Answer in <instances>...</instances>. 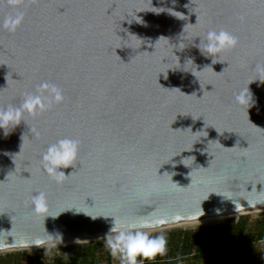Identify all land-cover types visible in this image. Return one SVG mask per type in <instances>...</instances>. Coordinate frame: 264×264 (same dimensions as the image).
Wrapping results in <instances>:
<instances>
[{"label":"water","instance_id":"95a60500","mask_svg":"<svg viewBox=\"0 0 264 264\" xmlns=\"http://www.w3.org/2000/svg\"><path fill=\"white\" fill-rule=\"evenodd\" d=\"M23 11L14 33L0 29V107L45 82L64 101L0 131V252L105 236L113 216L162 227L264 209V0H27ZM220 29L238 45L213 64L198 36ZM246 89L252 103L239 106ZM65 137L79 157L56 182L42 154ZM40 191L53 216L65 212L33 214Z\"/></svg>","mask_w":264,"mask_h":264},{"label":"clouds","instance_id":"9594fccd","mask_svg":"<svg viewBox=\"0 0 264 264\" xmlns=\"http://www.w3.org/2000/svg\"><path fill=\"white\" fill-rule=\"evenodd\" d=\"M26 6L27 0H0V8L7 7L12 10L11 14L5 15L0 20V29L14 33L21 27L25 20L23 8ZM198 37L200 43L197 47L202 55L211 58L213 64L219 62L224 52L234 49L238 45L237 37L224 29L209 30ZM45 92L50 93V96L45 95ZM63 101V90L58 85L49 82L42 83L35 93H26L18 107L13 105H9L6 108L0 107V131L7 137L22 122L26 125V117H35L48 110L53 103L61 104ZM235 101L239 106L250 105L252 97L249 94V90H241L236 94ZM79 149L80 141L69 137L58 139L54 143L49 144L42 154V164L49 178L60 182L63 178L70 175L72 172L66 175L63 169H73L76 166ZM31 202L32 213L43 218L44 221L46 217L56 218L65 212L63 211L53 216L49 210L47 194L44 191L32 196ZM75 211L84 213L92 219L103 217L92 216L86 211ZM216 211L219 214L220 210L217 209ZM112 218L111 226L103 240L109 254L113 258H118L120 264H141L142 261H152L157 256H164L167 253L168 242L166 236L164 234H151L164 221L118 218L114 216ZM47 237V239H37L35 241L36 246L47 244L45 255H49L51 249L61 243L59 235L55 237V243L51 242L53 239L52 235L47 234Z\"/></svg>","mask_w":264,"mask_h":264},{"label":"trees","instance_id":"16d2710c","mask_svg":"<svg viewBox=\"0 0 264 264\" xmlns=\"http://www.w3.org/2000/svg\"><path fill=\"white\" fill-rule=\"evenodd\" d=\"M164 235L168 242L167 253L152 261H144V264H195L214 258L221 261L218 264H223L226 255L247 252L250 247L264 241V213L259 219L240 216L194 231L176 230ZM27 254V250L21 251L11 264H45L41 252L30 258ZM115 259L104 243L97 241L82 245L74 252L56 255L51 264H116Z\"/></svg>","mask_w":264,"mask_h":264},{"label":"rangeland","instance_id":"374dc122","mask_svg":"<svg viewBox=\"0 0 264 264\" xmlns=\"http://www.w3.org/2000/svg\"><path fill=\"white\" fill-rule=\"evenodd\" d=\"M262 213H264V211L261 212H257V213H249V214H243L240 216H247L249 218H251V220L254 219H259L262 215ZM240 216H233V217H227V218H223V219H219L216 221H212V222H200V223H195L193 225H188L186 227H175V228H170V229H166L163 231H154L151 234L152 235H158V234H166V233H170L176 230H197L199 228L202 227H209L215 224H219V223H225L230 219H238ZM100 242L104 243L103 239L98 240ZM97 241H91V242H84V243H73V244H67V245H59L56 246L55 248L51 249V254H66V253H71L74 252L75 250L79 249L82 245H88L91 243H95ZM105 245V244H104ZM21 251L23 250H19V251H11V252H1L0 253V264H11V261L15 258H17L19 256V253H21ZM28 254L27 257L30 258L32 255H34L35 253H42L43 254V259L44 257L46 258L47 255H45V247L44 248H35V249H27ZM264 259V241H261L259 243H257L256 245H254L253 247H250L249 250L247 252H241V253H235V254H229L226 255L225 258L223 259V264L226 263H230V264H262ZM221 261L218 258H214V259H209V260H204L201 261L199 263H195V264H218ZM115 263L120 264V261L118 258L115 259ZM22 264H26V262H22ZM192 264V263H191Z\"/></svg>","mask_w":264,"mask_h":264},{"label":"bare ground","instance_id":"6f19581e","mask_svg":"<svg viewBox=\"0 0 264 264\" xmlns=\"http://www.w3.org/2000/svg\"><path fill=\"white\" fill-rule=\"evenodd\" d=\"M261 211H264V209H262V210L261 209L252 210V211H247V212L233 214V215H226V216H219V217H213V218H206V219L192 220V221H186V222H179V223L171 224V225H168V226L156 227L152 232H154V231H163V230L170 229V228H175V227H186L188 225H193L195 223H200V222H205V223L206 222H212V221H216V220L227 218V217L240 216V215L249 214V213H257V212H261ZM103 237L104 236L96 237L94 239H84V240H78V241L62 242V243L57 244V246L73 244V243H84V242L98 241L100 239H103ZM41 247L42 248H44V247L46 248L47 244L42 245L40 247H34V248H28V249H35V248H41ZM15 251L17 252L18 250H14V252ZM3 252H7V251H3ZM9 252H11V251H9Z\"/></svg>","mask_w":264,"mask_h":264},{"label":"built area","instance_id":"2783aa9c","mask_svg":"<svg viewBox=\"0 0 264 264\" xmlns=\"http://www.w3.org/2000/svg\"><path fill=\"white\" fill-rule=\"evenodd\" d=\"M58 255H60V254H58ZM54 256H56V254H54V253L51 254L50 253L49 255L46 256V258L44 257L45 264H51L52 259H53ZM116 264H118V263H116ZM141 264H144V261H142Z\"/></svg>","mask_w":264,"mask_h":264}]
</instances>
